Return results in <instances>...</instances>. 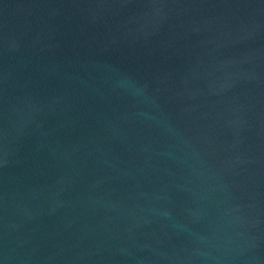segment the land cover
Masks as SVG:
<instances>
[{
	"label": "water",
	"instance_id": "water-1",
	"mask_svg": "<svg viewBox=\"0 0 264 264\" xmlns=\"http://www.w3.org/2000/svg\"><path fill=\"white\" fill-rule=\"evenodd\" d=\"M0 264H264V0H0Z\"/></svg>",
	"mask_w": 264,
	"mask_h": 264
}]
</instances>
